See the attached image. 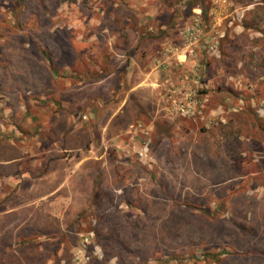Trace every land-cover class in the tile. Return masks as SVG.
I'll use <instances>...</instances> for the list:
<instances>
[{
	"label": "rangeland",
	"instance_id": "1",
	"mask_svg": "<svg viewBox=\"0 0 264 264\" xmlns=\"http://www.w3.org/2000/svg\"><path fill=\"white\" fill-rule=\"evenodd\" d=\"M156 1L0 0V126L21 131L16 133H23L21 146L33 151L38 142L34 137L48 132L40 116L48 121L54 114L61 116L60 123L50 126L67 130L71 113L81 119L89 115L96 121L92 139L97 143V122L116 113L124 100L118 99L119 91L129 87L127 60L115 53L134 55L156 45L151 25L155 14H149ZM225 1L214 5V14L223 15L228 31L219 25L222 34L219 30L196 45L212 68L202 74L191 61L179 66L177 60L166 68L172 79L183 71L201 74L195 96H201L203 113L183 119L162 110L137 146L125 132L117 144L106 131L98 161V152L85 146L78 157L90 159L74 179L83 184L82 191L87 189V201L57 204L63 214H48V201L35 200L41 189L31 186L37 173L32 159L26 161L31 174L24 191L10 193L0 204V212L19 208L0 213V264H118L116 257H106L93 230L99 223L102 234L114 225L128 232L138 218L140 241L134 246L149 264H209L202 258L209 247L232 253L218 264H264V10L258 7L263 0ZM168 2L171 6L175 0ZM174 8L161 9L156 16L168 20ZM236 16L251 27L244 29L236 20L239 28L233 27L231 34L228 20ZM193 22L182 27L183 33ZM225 35L231 38L222 42ZM210 43L217 49H207ZM139 61L147 64L144 58ZM160 87L147 98L166 102L171 93ZM218 87L225 90L219 92ZM133 98L114 122L120 127L138 114ZM215 109L220 111L212 115ZM5 132L7 140L17 141L11 131ZM52 165L58 169L57 183L72 168L68 163ZM204 212L218 221L204 225ZM126 219L131 222L127 227ZM221 234L227 237L209 240ZM29 237L37 243L21 248L19 241ZM189 254L200 260L182 263ZM133 259L141 260L134 251L129 261Z\"/></svg>",
	"mask_w": 264,
	"mask_h": 264
},
{
	"label": "crops",
	"instance_id": "2",
	"mask_svg": "<svg viewBox=\"0 0 264 264\" xmlns=\"http://www.w3.org/2000/svg\"><path fill=\"white\" fill-rule=\"evenodd\" d=\"M181 0H175L174 4H171V6L177 7L178 2ZM189 1V0H188ZM218 1H225V0H206L205 7L207 8V14H204V8L202 3H197L195 6L185 5L186 0L181 1V5L183 6V13L180 19L177 21V24L175 27L168 28L165 32L162 34L159 33L158 26L159 24L166 23V19H162V16H156L159 10L168 11L170 9V4L168 0H157L156 3L153 4L152 9L149 11V14H155L153 21L151 23L152 26L155 27V33L154 35L157 36V43L156 45H149L147 48H145L148 52H135L134 55L130 54L127 55L126 53H115V56L118 58H124L127 60L128 71L131 75L127 78L126 84L128 83V89H125L124 87L121 88L119 91L118 99L122 96L124 100L120 101L117 105L118 110L115 114L111 115L110 118L105 121L99 120L97 124L101 128V134L97 138L98 142L96 143L92 138L94 135L93 131V123H95V120H89V115H83L82 119L80 116H76L75 114L71 113L66 119V121L69 122L70 126L67 130H62L58 128L57 130H54L52 126H50L52 123H60V119H62L61 116L54 114L51 116L49 121L48 118L40 116V122L42 125L47 127V134L43 135L40 133L38 136L34 137V140L38 141L36 143V150L30 151L24 149L21 145H23L24 141H19V139H24L23 133L21 135H18L16 133L21 132L17 131L13 132L9 127H3V125L0 126V204H5L8 200L10 193H17V195L22 194V192L25 189V181L28 180L30 177L31 171L26 169L25 162L29 161V159H32L33 162V171L37 173V175H32V187L37 188L40 187L41 191L38 195H35V200L38 201V203L42 201H48L49 203V212L48 214H63V211L57 212V204L61 203H83L87 201V189L82 191V183L79 182L77 179H74V177L79 175L82 171L80 170L83 164H85L90 158L86 156L78 157V153H83L86 148H92L98 152L97 158H95L97 161L101 160L102 156L99 154V151L101 153L102 144L100 141H104V135L107 131L108 133L112 134V140L114 143H117L120 141V137L123 132L130 135L131 140L135 143L137 146V142L141 141L144 135H147L150 133V131L153 130V121L155 122L160 117V113H162V110L169 111V106H171L170 102L166 103L165 99L161 97L160 100H158V103L155 102V98L151 100V97L154 94V91L156 88L159 89L162 88L164 90H175L179 92L178 90L182 91H190L192 92V95L199 94L196 90L199 86V81L201 79V74L198 76V74L193 75H185L184 73V67H181L182 69L180 71H183L181 75H176L173 79L169 73H167V67L168 65H172L174 61H179V66L190 64L196 65L195 69L198 70V73H200V70H202L203 73H207V68H212V65L210 63L208 64V58H205L204 55L199 51L200 49L197 47L195 48L197 55L194 59V61L186 59L185 56V48H184V41L182 37V27L184 25H187L190 21L199 20L202 22V25L204 26V36L206 38V41L208 38L215 34V32H219L220 28L217 30V26L220 25L222 28H225V31L227 29V22L223 20V15H220L218 13L214 14L216 11H214V5L216 3H219ZM231 5V3H230ZM264 3H260L258 5L262 6ZM139 7V6H138ZM188 8V9H185ZM247 8V7H245ZM241 9V8H240ZM238 10V9H237ZM167 13V12H166ZM233 18V17H232ZM229 19L228 28H231V34L233 33V27L236 26L237 30L239 28V24L236 22V20L241 21L240 24H242L244 17L242 16L241 19H239L238 16H236V19ZM185 20H188L187 24ZM180 21V22H179ZM205 22L208 26L205 25ZM222 23V24H221ZM152 29V28H150ZM209 32H207V31ZM226 31V32H227ZM221 34L222 31L220 30ZM159 33V34H158ZM220 34V35H221ZM224 35V33H223ZM153 36L152 38H154ZM219 37V36H217ZM155 42V40H153ZM213 43L208 44V48L210 49ZM153 52V53H152ZM210 53V52H208ZM144 55L145 57H142L140 55ZM218 54V53H217ZM217 54L215 56H217ZM218 57V56H217ZM146 59L147 64L141 63L140 59ZM193 59V58H192ZM191 61V62H189ZM186 63V64H185ZM116 70H119L116 69ZM209 70V69H208ZM166 72V73H165ZM134 73H136L135 80L133 79ZM162 73H165L163 77L161 76ZM195 73V72H193ZM160 76L162 78H160ZM168 76V77H167ZM165 77V79H164ZM190 77L193 78L190 81ZM196 79L198 81H196ZM106 80V79H105ZM170 84H167V83ZM173 82H175L173 84ZM99 84L102 82H98ZM125 83V82H124ZM122 83V84H124ZM196 91V92H195ZM219 91V88H218ZM126 95V97H125ZM174 96V95H173ZM133 98L134 105L138 111V114L136 117H134L131 123H128L124 127H120L121 123L116 122L114 123L116 118H118L119 113H125L126 106L131 105L130 100ZM176 98H178L181 102H184V97L179 96L178 94L175 95ZM208 97V96H207ZM209 99V98H208ZM196 100L199 102V108H203L201 96L199 98H196ZM164 101V107H162L161 102ZM205 101V100H204ZM227 101V99H225ZM160 103V104H159ZM133 104V103H132ZM216 104V103H215ZM219 107H222L223 103H219ZM217 104L215 105V108L217 107ZM157 108V109H156ZM199 112V115L203 113V111ZM155 110V111H154ZM220 109H215L211 111V114H216ZM205 113V112H204ZM198 115V116H199ZM167 116V115H165ZM205 116V115H204ZM42 117V118H41ZM169 117H172L169 115ZM180 117V116H179ZM206 117V116H205ZM185 119V117H180ZM197 118V117H195ZM188 119H194V118H188ZM94 121V122H93ZM148 122V123H147ZM92 123V124H91ZM14 129V127H12ZM5 131H11L13 133V137L17 140L16 142H12L8 139V135ZM90 131V132H89ZM91 136V138H90ZM102 136V139H99ZM48 138V139H47ZM116 141V142H115ZM43 143H48L49 147L43 146ZM120 147V146H118ZM38 148V151H37ZM141 150V149H140ZM142 150L145 152L146 147H143ZM92 152V151H87ZM72 154V155H71ZM103 154V153H102ZM27 155V157H26ZM142 155V154H141ZM26 158H28L26 160ZM63 163V164H72L71 169H66L67 175L65 179H63L60 182H56L55 180L57 177L58 169H56V166H53V163ZM76 176V177H77ZM86 187H88V184H85ZM10 188H13L10 190ZM10 190V191H9ZM84 198V199H83ZM35 201V202H36ZM18 207H11V208H5V211L0 212L2 214H11L14 211H17Z\"/></svg>",
	"mask_w": 264,
	"mask_h": 264
},
{
	"label": "trees",
	"instance_id": "3",
	"mask_svg": "<svg viewBox=\"0 0 264 264\" xmlns=\"http://www.w3.org/2000/svg\"><path fill=\"white\" fill-rule=\"evenodd\" d=\"M182 1V0H181ZM181 1L178 2L179 4H177V7L173 9V12L171 14L170 19H168L166 21V23L163 24H159L158 29H159V33H163L165 32L168 28L171 27H175V25L177 24V21L180 19V17L182 16L183 13V6L181 5ZM205 2L206 0H186L185 5H191V6H195L197 5V3H202L203 7H205ZM262 3H264V0L262 1ZM188 7V6H187ZM261 9L264 10V5H262ZM171 8V7H170ZM188 9V8H185ZM207 8H204V14H207ZM257 18H259L257 16ZM244 21H246V19L244 18L243 22H242V26L245 28H250L251 26L246 25V22L244 23ZM258 21V19L256 20ZM260 21V18H259ZM258 21V22H259ZM244 23V24H243ZM236 37V36H234ZM227 38H231L228 35H225V37L223 38L222 42L227 41ZM235 40V38L233 39ZM232 40V41H233ZM232 41H230V43H232ZM224 52H222L223 54ZM219 88V92H221L222 89L220 87ZM225 90V89H223ZM205 215V220L202 219L204 221V225L209 226L211 225V223H213L214 221H218L219 217H215L214 215L209 214L208 212H204ZM139 220H142V218H138V220H136V225H140ZM148 220V219H147ZM213 221V222H212ZM225 221V220H224ZM221 221V222H224ZM126 222V227L130 225V221H128L127 219L125 220ZM98 223V222H97ZM133 223V227L132 230L126 232L122 229L121 225H114L112 227V229H109V231L107 233L103 232V234L101 233V229H100V224L98 223V228H95L93 230L94 234L97 237V240L99 241L100 245L104 248V252L106 253V257L107 258H113L116 257L118 260V264H149L147 256L145 254H143L140 250H137V247H135L134 245H136L139 241H140V234L138 235V233H140V229L137 228L136 225H134ZM125 228V227H124ZM240 230H244L243 228H240ZM205 235V234H204ZM203 235V236H204ZM227 237V235H223L221 234L220 236H210L209 240L212 239L214 240L215 238L224 240ZM207 239V238H206ZM107 243L108 246H106L104 243ZM37 243V240L35 238L29 237V238H25L19 241V245L21 248L25 247V245H30V244H35ZM113 244H115V246H113ZM212 247L206 248L202 253V258L203 260H205V262L209 263V264H218L220 263L221 257L226 256L223 260L227 259V257L231 256L232 253L230 251L224 250L222 252L216 253L213 252ZM134 253L141 258V260H138L136 262V260H130L129 261V256ZM157 253V251H156ZM158 256V254H156ZM161 257L158 256V258L156 259L157 261H160ZM171 258V256H170ZM173 258V257H172ZM171 258V259H172ZM196 259L197 261L200 260V258H198L197 256H194V254H189V258H181L182 263L187 262L188 260H193ZM170 260L168 261L169 264ZM178 264H181V261L178 260L177 261ZM57 264V263H55ZM90 264H95L93 261L90 262Z\"/></svg>",
	"mask_w": 264,
	"mask_h": 264
},
{
	"label": "built area",
	"instance_id": "4",
	"mask_svg": "<svg viewBox=\"0 0 264 264\" xmlns=\"http://www.w3.org/2000/svg\"><path fill=\"white\" fill-rule=\"evenodd\" d=\"M220 2V1H218ZM226 2V1H223ZM204 29L199 20H195L184 31V48L186 59L195 57L196 45L202 41ZM217 49V44L212 45L210 50ZM167 84H170L169 82ZM170 90V97L166 103L170 102L169 114L170 116H180L185 118H195L199 115L200 109L199 102L196 100V96L192 95L190 91ZM183 96L184 102H181L175 95ZM174 95V96H173Z\"/></svg>",
	"mask_w": 264,
	"mask_h": 264
}]
</instances>
